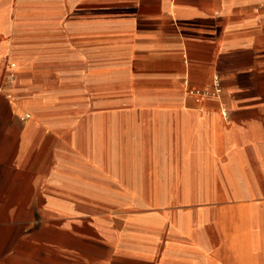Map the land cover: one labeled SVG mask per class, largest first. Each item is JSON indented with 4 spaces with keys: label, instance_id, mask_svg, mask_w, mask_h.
<instances>
[{
    "label": "crops",
    "instance_id": "0c3cea01",
    "mask_svg": "<svg viewBox=\"0 0 264 264\" xmlns=\"http://www.w3.org/2000/svg\"><path fill=\"white\" fill-rule=\"evenodd\" d=\"M0 264H264V0H0Z\"/></svg>",
    "mask_w": 264,
    "mask_h": 264
},
{
    "label": "rangeland",
    "instance_id": "374dc122",
    "mask_svg": "<svg viewBox=\"0 0 264 264\" xmlns=\"http://www.w3.org/2000/svg\"><path fill=\"white\" fill-rule=\"evenodd\" d=\"M259 237V234H256Z\"/></svg>",
    "mask_w": 264,
    "mask_h": 264
}]
</instances>
